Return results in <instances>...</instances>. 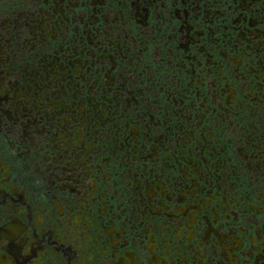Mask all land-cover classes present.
Returning a JSON list of instances; mask_svg holds the SVG:
<instances>
[{"label": "flooded vegetation", "instance_id": "af4514ba", "mask_svg": "<svg viewBox=\"0 0 264 264\" xmlns=\"http://www.w3.org/2000/svg\"><path fill=\"white\" fill-rule=\"evenodd\" d=\"M0 264H264V0H0Z\"/></svg>", "mask_w": 264, "mask_h": 264}]
</instances>
